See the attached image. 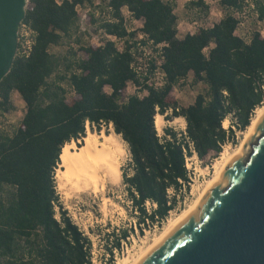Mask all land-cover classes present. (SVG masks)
I'll use <instances>...</instances> for the list:
<instances>
[{
  "label": "trees",
  "instance_id": "obj_1",
  "mask_svg": "<svg viewBox=\"0 0 264 264\" xmlns=\"http://www.w3.org/2000/svg\"><path fill=\"white\" fill-rule=\"evenodd\" d=\"M87 2L93 4L29 0L23 24L36 33L35 45L28 58L17 56L0 83L2 116L14 110V93L26 104L24 119L11 134L0 129V264H93V242L63 211L55 179L63 149L84 140L88 126L93 132L113 126L127 144L132 174L123 178L142 228L165 222L177 209L178 195L191 184L188 159L220 156L235 139L234 128L248 130L264 105V36L256 30L251 42H245L237 35L242 19L235 15L247 9L248 17L253 11L264 22V0H253L254 9L246 0H221L224 18L183 39L171 2L110 0L113 21L90 18L99 30L127 39L123 52L111 41L103 47L82 45L76 6ZM191 6L209 10L202 1ZM124 8L143 21L146 40L141 44H151L163 61L161 88L151 82L157 60L148 62L143 77L132 67L138 32L125 28ZM99 10L106 14L103 7ZM73 41L85 58L79 59L73 48L67 56L52 53ZM191 74L206 93L185 108L173 93ZM130 84L147 95L125 98ZM65 85L74 91L72 98ZM158 116L185 119V136L173 129L160 136ZM227 120L233 123L229 130L223 128ZM128 238L126 231L122 239Z\"/></svg>",
  "mask_w": 264,
  "mask_h": 264
},
{
  "label": "rangeland",
  "instance_id": "obj_2",
  "mask_svg": "<svg viewBox=\"0 0 264 264\" xmlns=\"http://www.w3.org/2000/svg\"><path fill=\"white\" fill-rule=\"evenodd\" d=\"M59 3L62 0H57ZM96 2H101L102 0H95ZM171 2L175 7V14L179 20V38L183 39L188 34H194L199 28L211 27L218 23L225 16V11L220 5V0H165ZM202 1L209 10H202L199 7L191 6V3H198ZM102 12V10H99ZM107 14L106 10L104 9ZM127 14V11H124ZM252 14V13H251ZM91 15H95L97 21L104 20L101 13L98 10L92 11ZM108 15V14H107ZM239 17V16H236ZM245 23L244 31L250 30L251 32L259 30L256 20L250 15L247 19L242 20ZM90 27L92 35L103 37L102 33H99V23L93 24ZM141 24L133 25V29H140ZM261 31H264V24L260 26ZM91 35H82V45L90 46ZM97 39V38H96ZM139 39V38H138ZM74 42V41H73ZM95 42L92 43H96ZM136 41H134L135 43ZM70 48L75 49L78 54L79 59L85 58V54L80 47L74 42L70 46L65 45L63 47H54L52 53L59 56H67ZM136 54L141 57H147L148 59H154L160 61L158 54H155L152 48L147 44L141 47H136ZM149 62V60H148ZM153 79L157 78L152 76ZM157 81V80H156ZM155 81V82H156ZM68 91V97L72 98L74 96V91L67 85H65ZM108 92H111L109 89ZM206 93V86L203 83H196L193 74H191L188 79L182 83L174 91V98L180 103L181 107H189L194 104L196 98L200 94ZM137 92L132 84L129 85L128 90L125 93V98L136 95ZM12 102L14 110L1 117L0 126L3 130L11 134L24 119L26 114V104L23 102L19 94L14 93L12 96ZM264 106V105H263ZM258 110L255 112L253 119L256 117ZM171 116V113H170ZM252 119V120H253ZM233 123L231 120H227L223 124V128L229 130L232 128ZM165 129H173L180 136H185L187 123H185L182 118H173L172 121H167L163 117L161 128L158 130L160 136L165 135ZM91 130L88 126L87 131ZM92 131V130H91ZM235 139H230L228 143L224 146L223 152L220 156H214L205 161H201L197 156L190 159L188 162V169L191 175L190 187L183 189V192L178 195L177 209L171 213L169 218L165 222H159L152 225L148 223L146 226L139 227V222L136 214L133 212L132 203L128 199L127 188L125 186L124 179L120 188H112L110 199L112 204L108 211L105 212L102 207L101 198L98 201H94L92 198H78L75 196L70 198L67 194L60 190L59 183L57 181L58 170L61 169L59 166L56 172V186L58 195L60 197V203L68 216L73 220L75 224L79 226L80 229L85 232V234L93 242V264H118L120 260L129 257L130 255H136L141 252L142 249H146L157 236H160L169 225V222L180 217L189 207L198 199L200 192L211 182L215 174V164L221 160L222 155L229 150L233 153L242 143L245 138L246 131L242 132L237 128H234ZM97 133L113 134L115 133L113 126L108 128H103L101 132L95 130ZM123 143L127 156L123 166V172L131 175V156L127 144L120 137ZM83 141V140H80ZM76 142V141H74ZM77 143V142H76ZM79 143V141H78ZM123 173V174H124ZM171 195H174L172 192ZM149 210H152L153 206L151 204L147 205ZM58 212L60 215V208L58 207ZM128 231L129 238L123 240L122 236L124 232ZM122 240L121 249H116V244ZM113 251V253L111 252Z\"/></svg>",
  "mask_w": 264,
  "mask_h": 264
},
{
  "label": "water",
  "instance_id": "obj_3",
  "mask_svg": "<svg viewBox=\"0 0 264 264\" xmlns=\"http://www.w3.org/2000/svg\"><path fill=\"white\" fill-rule=\"evenodd\" d=\"M29 0H0V83L10 73ZM138 264H264V114L198 207Z\"/></svg>",
  "mask_w": 264,
  "mask_h": 264
},
{
  "label": "bare ground",
  "instance_id": "obj_4",
  "mask_svg": "<svg viewBox=\"0 0 264 264\" xmlns=\"http://www.w3.org/2000/svg\"><path fill=\"white\" fill-rule=\"evenodd\" d=\"M263 114L264 106L258 109L257 115L246 131L241 145L233 153L227 150L222 155L221 160L215 164L213 180L200 192L198 199L189 209L177 219L170 221L166 230L160 236H157L146 249H142L136 255H130L120 260L118 264H138L156 242L198 207L206 191L221 179L230 162L242 156L245 144L253 134L255 125ZM182 120L186 123L185 119L182 118ZM162 121L163 117L158 116L156 120L158 130L161 128ZM126 156L127 151L116 133L106 134L104 132L97 133L88 130L87 136L83 141H79V143L72 142L62 151L61 169L58 170L56 178L60 190L65 192L70 198L75 196H78V198L87 197L94 199V201H98L101 198L103 210L107 212L112 204V200L110 199L111 189L120 188L122 185L124 179L123 166Z\"/></svg>",
  "mask_w": 264,
  "mask_h": 264
},
{
  "label": "built area",
  "instance_id": "obj_5",
  "mask_svg": "<svg viewBox=\"0 0 264 264\" xmlns=\"http://www.w3.org/2000/svg\"><path fill=\"white\" fill-rule=\"evenodd\" d=\"M63 1H65V0H62L60 3H62ZM67 1L72 2L73 0H67ZM252 1L253 0H246V2L250 3V4L252 3ZM109 2H110V0H102L101 2H96L95 0H93V4H90L87 2L85 4H78L76 6V11H77L79 18H80V22H79L80 34L83 35V33H84L87 35L88 34L91 35V38H88V39H90L91 46L103 47L106 42L111 41L116 45V47L118 48L119 51L123 52L127 48V39H120V38L115 37V36H110L104 30H99V33L103 34V37L99 38V36L92 35V33L90 31V27L92 26L90 17H91L93 9L98 10V12L101 13V11H99V8L103 7L105 9V6L107 7ZM251 9H254V6L252 4H251ZM105 10H106L108 15L107 14H104L103 16L101 15L102 18H104L107 21H113L111 14H110L111 9L109 7H107ZM124 11H127V14H125ZM247 12H248L247 9H245V11L243 13H236L235 15L239 16L238 18H241L242 20H244V19L248 18ZM122 15H123V19H124V26L127 29V31L129 33L138 32V38L139 39L137 38L135 40L137 42V46H135V48L143 46V44H141V41L146 40V36L141 32V30L143 28V21L135 19L133 14L127 8L123 9ZM252 16L256 20L257 25H258L259 30H257V32L261 33V35L264 36V31H261V29H260V26H262L264 24V22H259L257 13H255L253 11H252ZM136 24L137 25L141 24L140 29H133L132 28L133 25H136ZM244 28H245V23H243L241 21V23L239 24L238 29H237V35L241 39H243L245 42L249 43V42H251V34L252 33L250 30L244 31ZM35 38H36V33L31 29V27L29 25L22 23L21 27H20V31H19V48H18L17 56L28 58L31 55L33 47L35 45ZM96 40H97L96 43H92V42H95ZM148 45L152 48L151 44H148ZM135 48L133 49L134 53H135ZM162 48H163L162 46L158 47V49H160V50ZM148 60L150 61L151 59H148L145 56L144 57L138 56L136 53L134 54V63L132 65V67H133L134 71L140 77L147 75L148 68H149ZM162 62L163 61L161 59H160V61H158V67H157V70H156L155 75H154L157 78H155V79L151 78V82L155 85L156 88H161L165 84L166 75L161 68ZM134 88L140 97L147 95V93L140 92V89H138L136 86H134ZM1 117H3V116H2V113L0 111V121H1ZM0 129H2L1 126H0ZM196 156L197 155L195 154L194 157H196ZM189 160L190 159H188V162H189Z\"/></svg>",
  "mask_w": 264,
  "mask_h": 264
},
{
  "label": "crops",
  "instance_id": "obj_6",
  "mask_svg": "<svg viewBox=\"0 0 264 264\" xmlns=\"http://www.w3.org/2000/svg\"><path fill=\"white\" fill-rule=\"evenodd\" d=\"M221 1V0H220Z\"/></svg>",
  "mask_w": 264,
  "mask_h": 264
}]
</instances>
